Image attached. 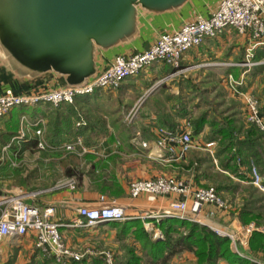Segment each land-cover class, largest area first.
Instances as JSON below:
<instances>
[{
	"label": "built area",
	"instance_id": "obj_1",
	"mask_svg": "<svg viewBox=\"0 0 264 264\" xmlns=\"http://www.w3.org/2000/svg\"><path fill=\"white\" fill-rule=\"evenodd\" d=\"M227 28H234L239 34L251 37L253 44L242 65H254L252 61L254 49L264 44V0H221L219 8L212 15L208 17L198 15L179 29L160 34L148 49L129 55L117 54L93 80L83 86L61 85L39 92H15L8 88L0 94V118L21 105L51 103L58 106L63 102L74 103L77 97L92 94L98 89H117L127 78L137 76L156 62L178 67L186 52L200 46L207 38L216 37ZM243 95L247 121L264 131V117L258 98L252 92H245ZM22 120L28 129L34 131L37 137L36 147L39 150L61 149L67 154L77 155L97 152L95 147L86 146L81 137L57 147L51 145L45 138L46 122L43 119L29 120L23 116ZM80 124L79 122L78 125ZM24 136L25 130L22 129L20 134L13 137L12 142ZM192 142L191 131L176 132L159 127L153 144L161 153L170 154L177 160H185L191 150ZM214 144V142L207 143L206 147L211 148ZM10 146L11 144L7 145L5 150ZM141 146L150 149L153 145L151 141H142ZM236 163L240 168L239 172H246L250 182L264 191V177L256 163L250 161L245 165L240 156L237 157ZM67 186L73 187L72 182H64L56 187ZM41 193L42 191L27 192L19 189L16 192L5 191L0 196V242L33 233L35 245L45 254L53 256L58 264H68L70 260H82L85 254L73 250L68 245L60 230L61 224L53 218L55 207L51 205L41 207L31 202ZM129 194L134 199L144 195L150 201L176 196L169 203L168 211L155 214V218L171 216L208 226L218 235L229 238L233 249L241 255H243L242 249L249 247L252 233L257 229L255 221L244 224L238 229L219 224L215 220L216 210H205V208L207 205H213L218 209H227L226 202L215 188L196 187L188 180L173 176L135 179L129 183ZM78 216L73 225L87 228L97 227L101 223L124 222L131 219L129 206L120 204L115 199H109L104 194L99 196L97 205L80 206ZM107 261L108 264H114L110 254L107 255ZM252 261L256 264H264L263 260Z\"/></svg>",
	"mask_w": 264,
	"mask_h": 264
},
{
	"label": "crops",
	"instance_id": "obj_2",
	"mask_svg": "<svg viewBox=\"0 0 264 264\" xmlns=\"http://www.w3.org/2000/svg\"><path fill=\"white\" fill-rule=\"evenodd\" d=\"M221 0H199L197 4H195L192 8L185 10L182 13H179L175 16L165 17V18H154V17H147L144 16L143 24L145 32L140 40V42L132 47L131 49H121L116 50L108 55L101 56V69H103L106 65H108L117 54H132L137 53L140 51H144L148 49L160 34L173 31L179 29L183 24L192 20L198 15L208 17L212 15L214 11H216L220 6ZM253 44V40L248 35H241L239 34L234 28H227L222 33L217 35L216 37L207 38L200 46L195 47L188 52H186L182 58V64L186 65H207L206 71L208 74L210 72H214L218 74V78L220 80V84L223 85L227 92L229 93L230 97H234L237 100L244 101V93L245 92H252L255 94L257 89H259L262 85L261 81H263L264 76V44L259 45L254 49V56L252 61L254 65L246 66L242 65V63L246 60V54ZM205 67V66H204ZM167 68H170V65L165 63L156 62L151 66L142 70V74L145 73V78L152 77L155 72L158 71H165ZM100 69V70H101ZM158 70V71H157ZM141 74V73H140ZM139 75V74H138ZM137 75V76H138ZM136 77V76H133ZM133 77H129L127 79H131ZM233 78L235 80L241 81L243 84L239 89L233 86V88H229V81L233 83ZM126 79V80H127ZM125 80V81H126ZM124 81V82H125ZM236 83V82H234ZM65 83L58 78H53L48 82L37 86V87H30L27 85L23 86H14L8 84L5 80L0 77V94L4 93V91L8 88L13 89L15 92H23V91H43L46 89L54 88L60 85H64ZM99 92L95 94H91V98L89 101H83V96L77 97L79 100L76 104V109L81 108L82 106L90 105L91 103H97L99 100L104 97L105 93L102 92L105 89H98ZM210 90V89H209ZM174 94H178L180 89H176L172 91ZM104 93V94H103ZM171 93V94H173ZM90 95V94H89ZM85 96V95H84ZM258 96V95H257ZM256 96V97H257ZM258 100L261 97H257ZM260 103V100H259ZM261 104V103H260ZM53 105V104H52ZM54 107H58L53 105ZM261 106V105H260ZM176 107V106H175ZM145 112L147 113L146 119L143 122L142 128L144 136L147 140L151 141L152 147L150 149H142L146 152L147 157L151 160L158 162L159 164L163 165L164 167H171V170L177 172L181 179H187L191 183L195 185H201L205 182L211 183H219V180L216 177H205L201 173L204 171L205 168L210 167L211 176L216 174H224L231 178V182H238L242 184H252L250 182V177L248 174L240 173L247 177V179H240L238 176L227 169L222 168L220 165V158L216 156V152L218 150V140H211L208 139L209 127L211 124H206L204 130L195 135L193 134V128L186 124V118L181 115L184 111V108L178 110L177 108L174 110H165L157 109L154 107H150V105H145ZM261 112L264 117V107H261ZM181 113V114H180ZM48 113L37 115L34 120L43 119L46 122V130L48 128ZM25 116L29 120L31 117L26 114L22 113L19 116V119H16L12 116V114H8L6 117L0 118V132H7L10 131L15 127L18 130V134L21 133L22 129L25 130V136L23 138L16 139L12 142V140L3 146L2 153L0 155V161L6 158L7 150L5 148L7 145L11 144L10 148L13 147L18 149L19 152L25 153L26 149L30 146L31 143L37 144V137L34 134V131L28 129L25 126V123L22 120V117ZM163 118H169L174 125L173 128H170L167 125L161 124L160 120ZM212 121V120H211ZM77 126L78 123L76 124ZM159 127H165L168 129H172L176 132H185L191 131L193 142L191 150L189 151L185 160H177L174 156L166 153H161V151L154 147V140L157 138V130ZM212 130V129H211ZM17 134V135H18ZM34 134V137H32ZM36 137V138H35ZM135 139L131 138H124L121 139L119 137H102L96 136L94 138V144L89 147H95L97 152L96 153H87L93 154L94 158L98 162V165L101 166L100 169H96L95 172L102 173L100 177V181L98 182L99 186L98 189L101 192H106V196L109 199H115L118 203L129 206L131 209H139L141 205L146 206L145 204V197L141 196L137 199L131 198L129 194V183L126 181L125 176L129 174V168L123 165L122 169L118 166L125 160V155H131V153L125 154L124 152L120 151L119 148L115 150V147L122 145L124 143L127 144H135ZM214 142V146L211 148H207V143ZM87 146V145H86ZM100 150H104L99 154ZM176 150H179V147H176ZM85 154V155H87ZM208 157L207 162H203L202 166L199 170H197L198 163L195 161L198 158H205ZM191 160H194L192 162ZM108 162V163H107ZM102 163V164H100ZM199 173L198 179L197 175ZM263 175V173H262ZM264 177V175H263ZM95 182V181H94ZM228 183L227 186H229ZM94 185L90 186L87 183V188H83L81 186L77 191H70L68 189H58L47 196L41 197L36 199L35 201H31L36 203L41 207L45 206H54L55 207V215L54 219L57 220L60 224V230L67 241L68 245L73 247L77 242L83 245H89L88 238H85L82 234L84 233L88 236V232H90L91 236H93L95 231H90L87 227H77L74 226V222L78 219V208L80 206L89 205L94 206L98 204V198L100 195L98 190H96ZM254 186V185H253ZM225 188L223 192L230 191ZM19 188H12L10 191L16 192ZM259 190V189H258ZM3 187H0V196L5 193ZM260 191V190H259ZM114 193V194H113ZM115 193H119L115 194ZM147 198V197H146ZM176 196H172L169 198H158L153 201L149 200V209L150 211L154 212L155 214L163 212V210L168 209L169 203L175 199ZM144 203V204H142ZM215 209L216 216L215 220L219 224L223 225H230L231 227L238 229L242 225L239 218V212L233 213V208L231 209H218L213 205H207L205 210ZM102 225H109L113 227L114 231L111 229L110 232L105 233L102 235L103 240H111L117 241L121 239H130V235L123 237L120 235V227H115L112 222L110 223H101ZM264 231V229H260ZM98 236V235H96ZM133 237V244L134 248L139 247L137 242H135L134 236ZM80 244V245H81ZM91 246V245H89ZM242 253L245 257H247L251 262L252 260H263L264 261V253L261 251H254L250 249V244L248 248L242 249ZM85 254V257L80 260H70L68 264H93L94 258H101L104 256L103 251H96L94 248L88 247ZM103 259V258H102ZM104 260V259H103ZM197 258L193 252L184 251L182 253L176 254L170 257L166 264H196ZM254 263V262H253ZM0 264H58L55 261L53 256L45 254L41 249H39L35 245V236L33 233H28L27 235L7 239L3 242H0ZM218 264H230L225 260H220ZM256 264V263H255Z\"/></svg>",
	"mask_w": 264,
	"mask_h": 264
},
{
	"label": "rangeland",
	"instance_id": "obj_3",
	"mask_svg": "<svg viewBox=\"0 0 264 264\" xmlns=\"http://www.w3.org/2000/svg\"><path fill=\"white\" fill-rule=\"evenodd\" d=\"M204 66L184 65L182 63L178 67L170 65V68H167L164 72L157 70L158 72H155L150 78H145V73L142 74L141 71V74L127 79L119 88L102 91L105 96L99 102L79 108L80 118L76 121V124L80 122V126L88 125L90 127L88 131L92 136H115L121 139H135V144L124 143L115 147V150L119 148L125 154L131 153V155H125V160L118 165L120 169L123 168V165L129 168L130 175L125 176L128 183L135 179H155L161 176H173L181 179L180 177L182 176L171 170V167H164L158 162L151 160L147 157L146 152L142 150L141 142L149 141L145 138L142 128L147 115L145 105L155 106L157 109L165 108V110H174L176 108L180 110L183 107L184 111L180 114L186 118V124H189L193 130L195 128L193 121L203 115H206L209 121L216 120L222 126L232 121L236 131L238 130V134L243 136L251 126V123L246 119L244 101L230 97L227 89L220 84L218 74L214 72L208 74L206 71L208 66ZM232 81L233 83L229 81V88L234 86L239 89L243 84L241 81L235 80V78ZM261 83L262 85L257 89L255 95L263 97L262 100L261 98L259 100L261 107H264V76ZM177 88L180 89V92L174 94L172 91ZM76 105L79 106L78 104ZM207 127H209L210 133L212 127ZM262 132L264 133V131ZM47 133L48 128L45 132V138ZM262 135L258 141L260 149H264V134ZM32 137H34V134H32ZM54 146L60 145L54 144ZM237 148L238 146L232 148V154L235 156L238 155ZM103 151L100 150L99 154ZM6 154V158L0 161V187H3L8 192L13 187L27 192L42 191L37 197L38 199L58 191V189L77 191L81 186L87 188L88 183L90 186L94 185L93 187L99 192L98 195H107L106 192H101L98 189L100 187L98 184L100 181L99 176L102 173L95 171L92 173L93 170L100 169L101 166H91L90 163L94 164V162H90L89 159L93 156H88L87 153V155L77 156L67 154L61 149L39 150L34 142L30 144L25 153L21 154L17 148L14 150L13 147H9ZM86 171L88 174H85ZM68 181L72 182L73 187H56L58 184ZM228 183L226 182L225 186ZM193 185L196 187H213L217 191L216 187L219 184L205 182L201 185ZM230 186L228 189L230 191L225 193L217 191V193L226 202L227 209L233 208L234 214L243 207L249 196L262 197L264 195V191L253 186V184L232 182ZM252 186L260 191L255 190ZM115 194L120 195L119 193ZM145 201V204L148 203L149 205V200L146 197ZM148 205H141L136 210L131 209V219L142 220L146 229L152 232L155 238H160L162 237V231L157 227V223L161 219L170 218L171 216L157 219L155 218V213L150 211ZM167 211L168 209L163 210L164 213ZM111 229L114 231L113 227L109 225H98L88 229L97 233L93 236L90 235V232H88V236L84 233L82 234L85 238H88L87 241L91 246H85L77 242L71 248L80 253H85L88 247L94 248L96 251H103L104 256H101V258L107 264L108 254L112 256L114 264H123L130 254V249H134L137 255L142 257L141 264H149L142 245L135 238V242H137L139 247L134 248V245L132 246V234L130 239H121L119 242L103 240L102 235L110 232Z\"/></svg>",
	"mask_w": 264,
	"mask_h": 264
},
{
	"label": "water",
	"instance_id": "obj_4",
	"mask_svg": "<svg viewBox=\"0 0 264 264\" xmlns=\"http://www.w3.org/2000/svg\"><path fill=\"white\" fill-rule=\"evenodd\" d=\"M199 0H0V77L14 86L53 78L79 87L101 56L136 46L144 16L165 18Z\"/></svg>",
	"mask_w": 264,
	"mask_h": 264
},
{
	"label": "trees",
	"instance_id": "obj_5",
	"mask_svg": "<svg viewBox=\"0 0 264 264\" xmlns=\"http://www.w3.org/2000/svg\"><path fill=\"white\" fill-rule=\"evenodd\" d=\"M96 92L98 93L99 90H96L93 94ZM91 96V94L83 96V101H89ZM78 100L77 98L74 103L63 102L58 107H54L51 103H40L34 106L21 105L15 107L10 114L19 119L20 114L26 113L34 120L37 115L48 113V133L46 138L49 143L52 145H62L65 142H71L81 137L85 145L91 146L94 144L96 136H92L88 131L90 127L88 125H76V121L80 118L78 109H76ZM160 122L170 128L174 127L169 118H163ZM193 122L195 123L193 130V134L195 135L201 133L206 124H211L212 131L208 139L218 140L219 146L216 156L220 158L222 168L236 174L240 179H247L246 176L240 174V168L236 163L237 157L240 156L245 165H248L250 161H254L260 172L263 173L264 149H260L258 141L264 133L256 125L251 124L250 129L243 136L242 134H238V130L236 131V127L233 126L232 121L222 126L216 120L209 121L208 117L203 115ZM17 134L18 130L15 127L10 131L0 132V155L3 146L8 144ZM234 146H238V155L236 156L232 154ZM88 156H93V154H88ZM93 158L94 156L89 159L90 162H94V164L90 163V165L97 167L99 161ZM207 158L195 160L198 163L197 170L201 168L203 162L208 161ZM191 161L195 163L194 160ZM209 170L210 167L205 168L201 175L203 174L207 178L216 177L219 180V185L216 187L218 192L221 193L225 188L227 189V186H225L226 182L232 183L230 177L224 174L211 176V171ZM85 174H88V172L86 171ZM198 177H200L199 173L197 179ZM230 187L229 185L228 188ZM253 188L259 191L256 187ZM239 218L244 224L255 221L257 229L252 233L250 249L264 253V231L260 230L264 226V195L262 197L249 196L240 209ZM112 224L115 227H120L119 233L121 236L125 237L128 234L134 236L142 245L149 264H166L170 257L184 251H190L195 254L197 258L196 264H218L220 260H225L230 264H255L247 257L237 253L233 249L229 238L218 235L208 226L186 219L177 217L161 219L157 223V227L162 231V237L160 238H155L154 234L146 229L143 221L140 219L112 222ZM129 252L130 254L123 264L142 263V257L137 255L134 249H130ZM93 264L107 263L98 257L93 259Z\"/></svg>",
	"mask_w": 264,
	"mask_h": 264
}]
</instances>
